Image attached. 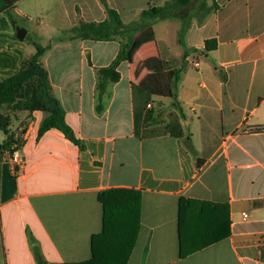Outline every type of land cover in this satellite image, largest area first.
<instances>
[{
    "label": "crops",
    "instance_id": "0c3cea01",
    "mask_svg": "<svg viewBox=\"0 0 264 264\" xmlns=\"http://www.w3.org/2000/svg\"><path fill=\"white\" fill-rule=\"evenodd\" d=\"M164 1L107 0L124 22ZM215 2L202 13L192 4L137 34L119 79L101 92L96 69L114 59L118 39L63 36L78 18L103 20L99 0H17L0 9V72L29 58L35 44L46 47L40 60L52 93L82 143L56 128L38 138L39 110L4 111L11 136L0 130V264H36L30 237L46 264L88 260L91 237L102 228L98 193L111 188L141 193L126 264H264V0ZM184 17L178 51L165 21ZM17 27L25 30L22 40ZM44 27L59 32L46 45ZM208 38L216 47L206 52ZM180 67L176 100L185 118L178 137L165 130L170 120L159 110L170 107ZM133 85L147 103L140 92L134 98ZM12 141L20 142L16 172L7 161ZM179 198L208 203L185 208L182 241ZM217 234L223 237L180 256V245L190 249Z\"/></svg>",
    "mask_w": 264,
    "mask_h": 264
},
{
    "label": "trees",
    "instance_id": "16d2710c",
    "mask_svg": "<svg viewBox=\"0 0 264 264\" xmlns=\"http://www.w3.org/2000/svg\"><path fill=\"white\" fill-rule=\"evenodd\" d=\"M17 0H0V9L7 10ZM105 17L101 21H84L78 18L77 23L63 31V36L69 39L109 41L118 39V51L114 59L106 66L96 69L97 89L99 91L116 82L119 79L118 65L128 60L130 49L136 35L148 28L156 20L165 18L170 14H177L193 4V0H166L160 5H150L139 10L133 20L124 22L119 13L112 8L107 0H99ZM216 7L215 0H211L209 7ZM10 15V14H9ZM187 25L186 17L181 19V31ZM35 51L29 58H24L19 63H13L3 73L0 72V130L10 139L9 125L10 116L4 111H27L39 110L44 113L37 137L39 138L46 130L56 128L80 149L82 143L77 139L72 129L64 120V109L59 100L53 95L48 73L40 58L46 47L35 44ZM216 47V40L208 38L204 40L203 51H211ZM185 56V53L183 54ZM166 66L167 62H163ZM182 68H175L170 82L172 91L171 104L177 113L172 110L170 122L165 125V130L175 136H182L183 129L180 120L185 118L176 98L177 84L180 79ZM140 92V98L148 102V94L133 85V96ZM100 105L97 106L99 110ZM137 117V112H136ZM189 137V136H188ZM187 137V138H188ZM189 139V138H188ZM19 147V141H12ZM98 201L102 206V228L97 234L92 235L90 240V258L81 262L67 264H126L134 248L140 227L141 193L133 188H111L98 193ZM202 206L208 204L202 201H194L188 198H179L180 240L182 241V213L193 203ZM216 206V204H213ZM220 235L203 238L199 245L183 250L180 245V256H184L191 250L220 239ZM30 245L36 264H46L36 241L30 237Z\"/></svg>",
    "mask_w": 264,
    "mask_h": 264
},
{
    "label": "rangeland",
    "instance_id": "374dc122",
    "mask_svg": "<svg viewBox=\"0 0 264 264\" xmlns=\"http://www.w3.org/2000/svg\"><path fill=\"white\" fill-rule=\"evenodd\" d=\"M208 3H210V5H211V0H193V7L194 8L197 7L196 11H200L202 13L204 10H202L201 8L203 6L207 7ZM194 8H192V9H194ZM32 20H33V22H35L34 16H32ZM165 23L168 26L166 33L169 35L168 37H169V40L171 41L172 47L175 46L178 51H181L182 48H181V46L177 45V40H176V35H175L176 31L181 27V20L176 19V18H169L168 21H165ZM34 25H36V24L34 23ZM41 32L44 36V41L41 42V44L46 45L47 42L45 41V39L48 37H52V36L56 35L58 31L55 30L54 28L44 27L43 30H41ZM58 34H59V32H58ZM29 50H34V49L32 46H29ZM166 107H167V105H166ZM173 109H174V106H170V107H168V109L161 106V108L159 110V114H160L161 118L168 120L170 118V114H171V111Z\"/></svg>",
    "mask_w": 264,
    "mask_h": 264
},
{
    "label": "built area",
    "instance_id": "2783aa9c",
    "mask_svg": "<svg viewBox=\"0 0 264 264\" xmlns=\"http://www.w3.org/2000/svg\"><path fill=\"white\" fill-rule=\"evenodd\" d=\"M7 157H8L7 158L8 163L11 165L12 169H14V172H16L17 169L22 164V159H21V156L18 152V148L16 147V145H14L12 149L8 152ZM246 217H247V214L243 213V218H246Z\"/></svg>",
    "mask_w": 264,
    "mask_h": 264
},
{
    "label": "water",
    "instance_id": "95a60500",
    "mask_svg": "<svg viewBox=\"0 0 264 264\" xmlns=\"http://www.w3.org/2000/svg\"><path fill=\"white\" fill-rule=\"evenodd\" d=\"M25 30L21 28H16V37L18 40H22L24 36Z\"/></svg>",
    "mask_w": 264,
    "mask_h": 264
}]
</instances>
